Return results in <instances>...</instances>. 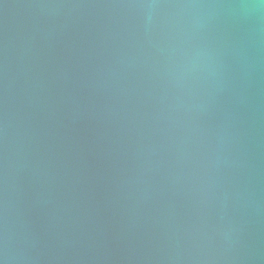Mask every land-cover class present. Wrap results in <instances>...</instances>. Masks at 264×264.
Here are the masks:
<instances>
[{
	"label": "clouds",
	"instance_id": "clouds-1",
	"mask_svg": "<svg viewBox=\"0 0 264 264\" xmlns=\"http://www.w3.org/2000/svg\"><path fill=\"white\" fill-rule=\"evenodd\" d=\"M105 9L101 72L136 161L141 200L167 197L147 264H264V0L43 3ZM6 117L0 264L63 259L11 219L25 142ZM179 205V207H178ZM182 209V210H181Z\"/></svg>",
	"mask_w": 264,
	"mask_h": 264
},
{
	"label": "water",
	"instance_id": "water-1",
	"mask_svg": "<svg viewBox=\"0 0 264 264\" xmlns=\"http://www.w3.org/2000/svg\"><path fill=\"white\" fill-rule=\"evenodd\" d=\"M108 2L0 0V234L11 115L27 153L11 219L43 255L64 257L37 264H147L131 257L151 252L161 232L167 197L140 199L130 141L100 75L114 13L37 7Z\"/></svg>",
	"mask_w": 264,
	"mask_h": 264
}]
</instances>
